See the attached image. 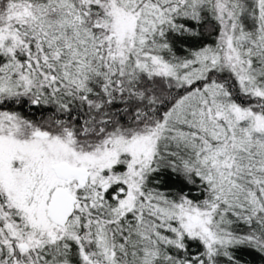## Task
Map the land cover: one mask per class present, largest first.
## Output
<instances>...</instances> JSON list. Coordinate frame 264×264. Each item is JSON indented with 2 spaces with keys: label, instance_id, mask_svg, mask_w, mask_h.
Here are the masks:
<instances>
[{
  "label": "snow or ice",
  "instance_id": "1",
  "mask_svg": "<svg viewBox=\"0 0 264 264\" xmlns=\"http://www.w3.org/2000/svg\"><path fill=\"white\" fill-rule=\"evenodd\" d=\"M0 264H264V0H0Z\"/></svg>",
  "mask_w": 264,
  "mask_h": 264
}]
</instances>
